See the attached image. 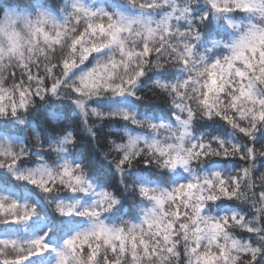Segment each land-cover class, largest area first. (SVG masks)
Listing matches in <instances>:
<instances>
[{
	"label": "clouds",
	"instance_id": "clouds-1",
	"mask_svg": "<svg viewBox=\"0 0 264 264\" xmlns=\"http://www.w3.org/2000/svg\"><path fill=\"white\" fill-rule=\"evenodd\" d=\"M0 264H264V0H0Z\"/></svg>",
	"mask_w": 264,
	"mask_h": 264
},
{
	"label": "snow or ice",
	"instance_id": "snow-or-ice-1",
	"mask_svg": "<svg viewBox=\"0 0 264 264\" xmlns=\"http://www.w3.org/2000/svg\"><path fill=\"white\" fill-rule=\"evenodd\" d=\"M87 241H85V243H86ZM70 244H71V241L69 242ZM47 243L45 242V241H43V240H36L35 241V248H36V252H35V255H40V253L42 252V251H45V250H47Z\"/></svg>",
	"mask_w": 264,
	"mask_h": 264
}]
</instances>
